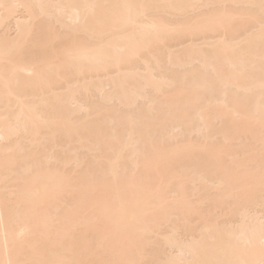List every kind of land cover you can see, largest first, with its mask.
<instances>
[{"label": "bare ground", "instance_id": "6f19581e", "mask_svg": "<svg viewBox=\"0 0 264 264\" xmlns=\"http://www.w3.org/2000/svg\"><path fill=\"white\" fill-rule=\"evenodd\" d=\"M262 0H0V264H264Z\"/></svg>", "mask_w": 264, "mask_h": 264}, {"label": "snow or ice", "instance_id": "6c2138e0", "mask_svg": "<svg viewBox=\"0 0 264 264\" xmlns=\"http://www.w3.org/2000/svg\"><path fill=\"white\" fill-rule=\"evenodd\" d=\"M262 5H264V0H262ZM262 24H264V21H262Z\"/></svg>", "mask_w": 264, "mask_h": 264}]
</instances>
